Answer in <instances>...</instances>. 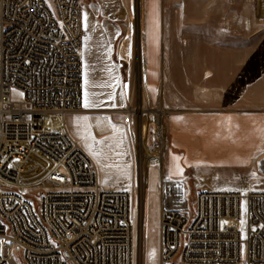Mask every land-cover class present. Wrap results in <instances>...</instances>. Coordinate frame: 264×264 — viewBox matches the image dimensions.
<instances>
[{
  "label": "rangeland",
  "instance_id": "obj_1",
  "mask_svg": "<svg viewBox=\"0 0 264 264\" xmlns=\"http://www.w3.org/2000/svg\"><path fill=\"white\" fill-rule=\"evenodd\" d=\"M81 1L84 26L100 33L101 74L112 80L94 86L82 47V111L68 124L69 116H46L44 126L66 131L86 152L101 189L129 192L136 264H157L161 177L195 175L238 189L264 183V155L252 163L244 150L264 122V0H121L115 8ZM103 9L116 21L105 22ZM3 152L22 175L42 163L24 146Z\"/></svg>",
  "mask_w": 264,
  "mask_h": 264
},
{
  "label": "built area",
  "instance_id": "obj_2",
  "mask_svg": "<svg viewBox=\"0 0 264 264\" xmlns=\"http://www.w3.org/2000/svg\"><path fill=\"white\" fill-rule=\"evenodd\" d=\"M83 38L81 0H0V264H136L129 192L101 189L86 152L44 126L82 111ZM7 146L42 163L22 175ZM157 192V264H264V188L191 175L161 177Z\"/></svg>",
  "mask_w": 264,
  "mask_h": 264
},
{
  "label": "crops",
  "instance_id": "obj_3",
  "mask_svg": "<svg viewBox=\"0 0 264 264\" xmlns=\"http://www.w3.org/2000/svg\"><path fill=\"white\" fill-rule=\"evenodd\" d=\"M121 0H101V3L104 7H111V8H115L117 7ZM126 2H129L128 0H122L123 4H126ZM85 17H83V27H84V37L83 38V56L86 59V67L89 66V68L91 69V75L93 78V82H94V86H98L99 89L101 90V81L104 80L105 84L108 83L109 81H111V76L109 74H101V67H100V59H101V50L99 47H97V40L100 38V33L95 34L94 36L92 35V31L89 29V26L86 25L84 26V20L85 18H88V12L89 9H87V7H85ZM103 15L105 16V22H109V21H116V17L117 15L114 14L115 12L112 10H107V9H103L102 10ZM87 22V21H86ZM106 36L112 40L116 34L114 33H107ZM87 39V40H85ZM85 40V42H84ZM83 72V70H82ZM103 77V78H102ZM98 105H100V101L98 102ZM99 107V106H98ZM93 107H89V108H84V109H91ZM75 120V118H72L71 116H69L66 119V124H68V121H70L71 123H73V121ZM263 121H264V117H263ZM105 125V124H103ZM100 129H102V126L100 127V125H98ZM68 128V125H67ZM261 132H260V131ZM258 133H261V137L256 139V138H252L250 139L248 142H246L244 150H246L247 152V158H249V160H252V163L255 161V159H257L259 161V159L264 155V122L260 123L258 125ZM188 135V133H187ZM192 140H194V138H191ZM201 139V138H200ZM225 140L228 138H224ZM258 161L256 163H258ZM251 163V164H252ZM204 185H206L208 188L210 189H216V190H222V189H238V188H232L230 186H228L227 184H223V183H218V184H213L211 182L205 181L202 182ZM248 187H253V186H248ZM256 187H262L264 188V183L260 184ZM243 188V187H242Z\"/></svg>",
  "mask_w": 264,
  "mask_h": 264
},
{
  "label": "bare ground",
  "instance_id": "obj_4",
  "mask_svg": "<svg viewBox=\"0 0 264 264\" xmlns=\"http://www.w3.org/2000/svg\"><path fill=\"white\" fill-rule=\"evenodd\" d=\"M160 114H161V118H162V117L164 116L165 112H164V111H161ZM158 130H159V132L161 133L162 130H161L159 127H158ZM141 133H142V140H143V139H144V137H143V134H144V133L140 131V134H141ZM140 140H141V137H140Z\"/></svg>",
  "mask_w": 264,
  "mask_h": 264
},
{
  "label": "snow or ice",
  "instance_id": "obj_5",
  "mask_svg": "<svg viewBox=\"0 0 264 264\" xmlns=\"http://www.w3.org/2000/svg\"><path fill=\"white\" fill-rule=\"evenodd\" d=\"M125 87H127V85H125ZM88 106V104L87 103H85V107H87ZM226 223V222H225Z\"/></svg>",
  "mask_w": 264,
  "mask_h": 264
}]
</instances>
